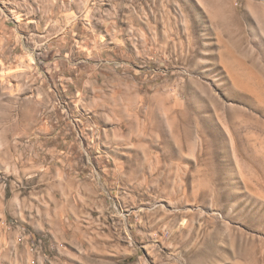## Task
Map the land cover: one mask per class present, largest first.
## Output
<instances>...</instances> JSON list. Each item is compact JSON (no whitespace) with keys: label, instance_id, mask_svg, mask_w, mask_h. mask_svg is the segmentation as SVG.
Returning <instances> with one entry per match:
<instances>
[{"label":"rangeland","instance_id":"374dc122","mask_svg":"<svg viewBox=\"0 0 264 264\" xmlns=\"http://www.w3.org/2000/svg\"><path fill=\"white\" fill-rule=\"evenodd\" d=\"M264 264V0H0V264Z\"/></svg>","mask_w":264,"mask_h":264},{"label":"built area","instance_id":"2783aa9c","mask_svg":"<svg viewBox=\"0 0 264 264\" xmlns=\"http://www.w3.org/2000/svg\"><path fill=\"white\" fill-rule=\"evenodd\" d=\"M29 254L31 255V264H38L40 256L39 250H38V245L35 243L30 244L29 246Z\"/></svg>","mask_w":264,"mask_h":264}]
</instances>
